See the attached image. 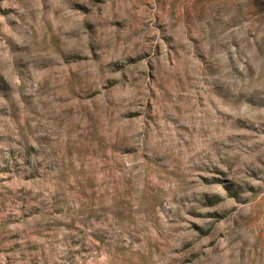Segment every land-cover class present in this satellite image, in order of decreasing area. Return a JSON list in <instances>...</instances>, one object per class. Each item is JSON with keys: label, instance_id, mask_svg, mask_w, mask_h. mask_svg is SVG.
<instances>
[{"label": "rangeland", "instance_id": "1", "mask_svg": "<svg viewBox=\"0 0 264 264\" xmlns=\"http://www.w3.org/2000/svg\"><path fill=\"white\" fill-rule=\"evenodd\" d=\"M0 264H264V0H0Z\"/></svg>", "mask_w": 264, "mask_h": 264}]
</instances>
